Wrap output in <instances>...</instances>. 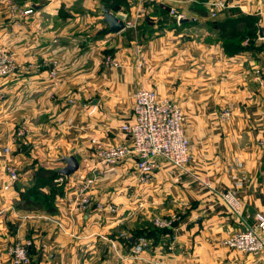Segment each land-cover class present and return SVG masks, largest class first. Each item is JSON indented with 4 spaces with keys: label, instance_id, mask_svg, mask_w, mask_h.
<instances>
[{
    "label": "crops",
    "instance_id": "1",
    "mask_svg": "<svg viewBox=\"0 0 264 264\" xmlns=\"http://www.w3.org/2000/svg\"><path fill=\"white\" fill-rule=\"evenodd\" d=\"M128 1V15L138 23L136 12L151 2L167 13L166 20H174L169 11L175 9L188 21L161 26L163 14L156 12L142 37L141 26L109 34L100 0H0V48L13 55L19 68L0 81V264H10L6 250L22 240L31 242V264H264V255L241 256L221 245L243 229L222 194L242 202L246 223L264 214V152L258 146L264 139V108L251 73L262 66L264 0H231L234 8L215 19L195 11L203 6L201 0ZM9 4L32 13L11 16ZM110 13L121 19L124 12ZM242 15L255 20V26L243 23L226 30L257 38L249 50L227 51L224 45L239 38L209 24ZM244 41L239 46L249 45ZM139 54L146 61L141 68ZM108 55L118 68L103 64ZM139 88L182 108L191 143L189 171L210 187L161 161L150 182L141 184L129 160L102 168L90 211L70 215L72 181L94 169L90 139L128 143L120 127L132 120V94ZM93 107L96 113L88 116ZM225 109L231 118L223 121L219 114ZM19 127L26 136L5 156L3 148L11 146ZM21 144L30 148L22 153ZM70 156L78 170L68 184L54 183L62 189L54 214L15 208L38 168L57 171ZM8 161L18 171L15 183L3 171ZM98 203L115 211H97ZM171 217L176 221L159 242L139 236L156 228L155 218ZM138 238L149 247L134 259L131 250Z\"/></svg>",
    "mask_w": 264,
    "mask_h": 264
},
{
    "label": "built area",
    "instance_id": "2",
    "mask_svg": "<svg viewBox=\"0 0 264 264\" xmlns=\"http://www.w3.org/2000/svg\"><path fill=\"white\" fill-rule=\"evenodd\" d=\"M153 0H149L151 2ZM155 1V0H154ZM152 3V2H151ZM204 7L208 10V15L215 19L217 15L234 8L231 0H206ZM11 14L28 16L32 10H20L16 6L9 4L7 7ZM144 6L136 12L135 18H142ZM125 30H136L137 19L131 18L127 12L121 14ZM169 16L176 22L185 18L184 14L175 9H170ZM246 39L244 45H248ZM139 68L146 64L145 58L139 54ZM262 66L253 67L252 82L256 85L264 108V51L261 54ZM106 67L118 68V61L112 56L103 59ZM17 66L13 55L7 50L0 49V81L13 76L17 71ZM54 76V72L50 73ZM132 120L124 123L120 131L126 136L128 143L102 142L98 138L92 137L89 141L90 154L93 158L94 169L90 175H80L76 177L70 187L73 197L68 199V212L72 216L87 214L92 207V196L96 181L101 176L102 168H115L126 161L132 160L137 173V181L141 184L150 182L151 177L159 168V161L169 165L175 170L186 174L189 171L191 143L185 133V115L182 108L170 99L160 97L154 90L143 88L137 89L132 94ZM71 104L73 101L71 100ZM75 103V102H74ZM97 108L89 110L88 116H93ZM219 117L226 121L231 118V111L223 110ZM26 130L19 127L15 130L11 138V146L3 148V154H11L12 146H19L20 141L25 138ZM259 148L264 152V139L258 142ZM3 171L9 180L15 183L19 179L18 171L11 162H6ZM195 181L204 187H210L209 183L202 181L197 176L191 174ZM58 185L68 184L67 179L59 177L54 181ZM222 201L226 204L230 214L239 220L243 229L230 233L222 240L221 245L233 253L246 257L260 258L264 255V214L256 213L253 219L246 223L243 218V204L239 199L229 192L221 195ZM97 211H115L112 205L104 206L97 204ZM45 220L50 221L49 217ZM176 221L175 217L155 218L153 224L157 229L170 228ZM29 240L17 241L6 250L10 264H30ZM113 247V244H112ZM149 244L145 238H138L137 243L131 250L134 259H139L143 252L148 249ZM258 260V259H257ZM253 261L251 264H256Z\"/></svg>",
    "mask_w": 264,
    "mask_h": 264
},
{
    "label": "trees",
    "instance_id": "3",
    "mask_svg": "<svg viewBox=\"0 0 264 264\" xmlns=\"http://www.w3.org/2000/svg\"><path fill=\"white\" fill-rule=\"evenodd\" d=\"M200 1V0H199ZM101 5L105 7L109 12L116 13L118 10H122L123 12H129L130 2L128 0H100ZM202 4L206 2V0H201ZM204 6V5H203ZM201 5L195 7V11L198 12L201 16L206 17L207 16V10L205 7ZM150 9V12L148 13V10ZM162 13L163 14V20H160L158 23L161 24V26L164 25V23H178L175 20L168 19L166 20L167 13L163 10L158 8L156 4H146L144 6V14L138 23L137 26H141L140 36H144L146 32L149 31L148 26H152L153 20L151 19V16H153L152 13ZM234 12V11H233ZM161 16V14H160ZM245 25H251L255 26V20H253L251 17L248 16H241L238 18H226L223 21L215 20L212 21L209 26H215L217 29L221 30L222 32L232 35L233 37H238V43H231L225 44L224 48L225 50H234V51H243L249 50L253 47L254 39L257 38L256 34L253 33H236L233 30L227 31L226 26H238L241 24ZM235 30V28H233ZM106 31V30H105ZM138 37L139 38V31H138ZM129 39H133L134 35L133 33H127ZM248 40L249 45L247 47H241L239 46L243 40ZM261 49V48H260ZM261 52L264 51V49L260 50ZM60 176L57 174L56 171L53 170H46L43 168H38L36 172H34L31 185L30 187L24 192V194L21 195V199L19 202L16 203V207L18 210L21 211H36V212H44L46 214H54L56 212V207L54 205V202L56 200V197L62 195V189L56 187V184H54L55 180L58 179ZM44 189H48L47 194L43 192ZM167 229H156V228H148L146 229L143 235H140V237H146L148 240L149 238H152L154 242H159L162 235H165L167 232ZM31 264V263H30Z\"/></svg>",
    "mask_w": 264,
    "mask_h": 264
},
{
    "label": "water",
    "instance_id": "4",
    "mask_svg": "<svg viewBox=\"0 0 264 264\" xmlns=\"http://www.w3.org/2000/svg\"><path fill=\"white\" fill-rule=\"evenodd\" d=\"M102 12H103V21L106 24L107 27V33L109 34H119L125 30V26L123 21L118 19L116 16L111 14L105 7H102ZM188 20L183 19L180 20L179 23H185ZM258 34L260 38H263V33L262 30L259 28L258 29ZM30 148L29 145L21 144L20 145V151L22 153L26 152ZM62 162L65 164L63 168H60L57 170V174L60 177H64L68 179L72 174H74L78 170V162L77 160L73 157H64L62 159ZM132 241H134V238H132Z\"/></svg>",
    "mask_w": 264,
    "mask_h": 264
},
{
    "label": "rangeland",
    "instance_id": "5",
    "mask_svg": "<svg viewBox=\"0 0 264 264\" xmlns=\"http://www.w3.org/2000/svg\"><path fill=\"white\" fill-rule=\"evenodd\" d=\"M130 3H131V2H130ZM129 5L131 6V4H129ZM10 15H11V16H17V14H14V13H13V14L10 13ZM19 15H20V14H19ZM0 49H1V48H0ZM3 50H4V49H3ZM108 56H109V55H108ZM15 63H16V62H15ZM16 66H17V70H16V71H18L19 68H18L17 63H16Z\"/></svg>",
    "mask_w": 264,
    "mask_h": 264
}]
</instances>
